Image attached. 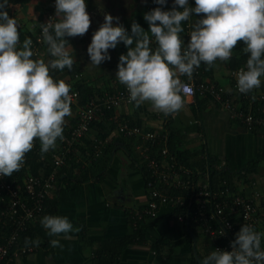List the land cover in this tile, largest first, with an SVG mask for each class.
Wrapping results in <instances>:
<instances>
[{
	"label": "clouds",
	"instance_id": "obj_1",
	"mask_svg": "<svg viewBox=\"0 0 264 264\" xmlns=\"http://www.w3.org/2000/svg\"><path fill=\"white\" fill-rule=\"evenodd\" d=\"M154 2L164 6L167 0ZM9 5V0H0V177L8 178L22 168L34 140L40 141L43 155L64 139L65 117L71 115V86L50 73L72 69L76 60L68 38L84 36L91 24L85 0H55V16L40 24L49 58H33L30 37L34 32L21 42L18 21L7 11ZM193 14L200 18L190 22ZM143 19L147 31L133 20L129 32L119 17L105 14L87 47L91 64L98 67L111 60L110 49L124 44L127 52L119 56L116 79L136 107L150 102L165 116L179 113L190 91L180 77L191 78L202 63L211 68L217 60H230L240 41L248 58L236 74V87L242 94L261 87L264 0H195V7L189 0H174L170 10L156 7ZM185 25L190 36L187 45L181 36ZM40 224L49 237H57L50 240L53 248H63L61 235L71 239L69 233L81 231L62 215H44ZM235 237L231 251L214 249L201 264H264V232L243 224ZM39 244V239L25 238L26 247Z\"/></svg>",
	"mask_w": 264,
	"mask_h": 264
},
{
	"label": "crops",
	"instance_id": "obj_2",
	"mask_svg": "<svg viewBox=\"0 0 264 264\" xmlns=\"http://www.w3.org/2000/svg\"><path fill=\"white\" fill-rule=\"evenodd\" d=\"M37 3L41 6H37ZM85 3L91 20L90 28L82 37L68 38L76 60L72 67L74 72L72 75L68 74L65 68L62 72L56 70L55 76L72 84L75 82L86 84L99 94L101 90L109 91L122 85L116 79V72L119 56L126 54L127 48L121 42L116 49L109 50L111 60L96 67L91 64L87 53L92 34L103 23L105 14L119 17V23L129 32L133 20L147 31L149 26L143 16L152 10L153 0H85ZM173 3L174 0H171V4L167 3L164 10H170ZM9 7L13 17L18 21L20 37L25 39L32 36V32L36 29V22L44 13L46 0H31L23 5ZM135 10L137 12L133 14ZM25 24L28 25L29 30ZM187 41L188 39L185 44ZM243 47V41L238 42L230 60L226 62L217 60L214 66L206 71L198 70L201 79L221 85L226 91L231 90L232 83L228 71L232 68L231 62L235 63L239 60ZM41 58L45 60L49 58L46 47ZM180 78L195 81L194 76L189 78L185 75ZM261 80L264 81V77H261ZM254 90L258 91L260 88ZM183 98L184 107L179 113L173 114L171 125L177 132L181 142L179 146L184 152L186 162L194 164L195 169L205 172L208 166L215 169L229 167L231 172H234L264 152V133L247 130L237 119H232L226 109L210 100L185 96ZM116 113H126L134 122L138 119L139 123H145L147 127H158L164 122L165 117L163 113L153 109L150 102L139 107L134 103L120 107ZM72 114L71 111V115L65 117V125L70 126V119L74 115ZM108 137H111V134ZM115 142L118 144V150L101 180L97 181L94 178L81 183L64 182L62 189L53 194L58 198L56 215L68 217L74 227H79L81 231L69 233L71 239H64L61 235L59 239L63 245L62 249L53 248L48 244L46 248H38L30 254L19 257L15 264H193L191 250L195 252L197 249L200 255H205L209 250L207 241L192 235L190 239L187 238L182 230L172 223L171 216L153 225L147 235L151 241L160 238L168 241L169 245L165 244L163 247L165 256L152 251L149 244L144 246V244L130 243L111 250L113 241L128 230L125 208L145 199L144 179L137 169L129 165L126 155L127 144L122 139ZM199 145H202L201 150ZM75 163L80 164V161ZM257 166H260V169L252 177L255 178L254 176L257 175L260 181L258 188L264 193L262 184L264 177L260 174L264 172V160H260ZM202 167L205 169H201ZM39 172L43 170L39 168ZM231 172L228 170V173ZM166 209L168 208L163 207L160 212ZM56 238L51 237V239ZM108 239H110L107 243L108 248L104 252H98L97 249L101 247L102 242Z\"/></svg>",
	"mask_w": 264,
	"mask_h": 264
},
{
	"label": "built area",
	"instance_id": "obj_3",
	"mask_svg": "<svg viewBox=\"0 0 264 264\" xmlns=\"http://www.w3.org/2000/svg\"><path fill=\"white\" fill-rule=\"evenodd\" d=\"M9 15L13 16L12 13ZM54 16L55 0H46L44 13L36 22V29L30 37L35 53L33 58H41L46 47L41 40L40 24ZM187 32L188 26L185 25L182 38L186 36L189 41ZM244 67L229 69L228 75L232 83L229 91L211 81L196 83L191 79L182 80L190 88L184 96L194 97L196 93L200 96L209 93L230 113L232 119H237L247 130L264 132V91L260 89L242 94L236 87V74ZM66 83L71 84L69 81ZM70 95L72 104L77 105L79 92L71 89ZM128 95L126 87L122 85L112 91L105 90L101 96H90L86 104L77 105L75 124L70 128L69 135L59 141L51 154L53 167L48 175H35L26 171L21 181L15 177H0V264H11L14 259L38 249L31 245H21L19 239L29 223L43 211L45 199L55 192V171L72 154L76 156V162L81 161L79 144L91 131L92 123L104 116L106 110L116 111L120 107L133 104L129 102ZM234 99L241 106L235 107ZM122 114L120 116L119 113H113L109 119L116 123L117 132L141 141L135 145L137 157H141L142 162H147L153 177L146 181L143 204L135 207L131 213L134 222L143 217H156L163 207L173 210L179 206L180 212L177 216H171L172 223L189 225V229L195 233H191L193 237H201L207 241L209 254L214 249L231 251L230 244L243 224L252 225L257 231L264 232V208L261 205L264 193L258 188L255 178L229 173L226 177L219 174L217 179L212 180L209 166L205 172L198 171L169 151L166 146L167 133L162 123L158 127L144 130L130 125L125 119L126 113ZM93 141L94 152L83 162L85 165L101 155L103 144L107 140ZM172 190H175L174 194L169 193Z\"/></svg>",
	"mask_w": 264,
	"mask_h": 264
},
{
	"label": "trees",
	"instance_id": "obj_4",
	"mask_svg": "<svg viewBox=\"0 0 264 264\" xmlns=\"http://www.w3.org/2000/svg\"><path fill=\"white\" fill-rule=\"evenodd\" d=\"M31 0H9V6L12 5V7L16 6V5H23L26 4L27 2H29ZM167 3L171 4V0H167ZM166 3V4H167ZM15 4V5H14ZM37 6H41L39 5V3H37ZM189 5L192 7H195V0H190L189 1ZM156 7H162L163 10L166 8L165 5L161 6L158 5L154 2L151 5V9H154ZM45 9V8H44ZM182 10V9H181ZM8 13H12L10 10V7L7 9ZM42 17V14L40 16V18ZM199 17L196 16L195 14H193L192 18H191V22H194L195 19H198ZM21 33V32H20ZM181 36H183V33L181 34ZM21 42L24 40L20 37ZM184 43L186 41V38H183ZM247 54L244 53L243 51H241V56L239 58L238 61H232L231 62V67L233 68H237L239 66H246V61H247ZM201 69L203 71H206L208 68L202 63L201 66L196 69L193 73L192 76L195 77V82L196 83H200L202 81H204L203 79H201V74H199V71H201ZM199 70V71H198ZM74 71L67 69V73L68 74H73ZM56 71L51 72L50 74L55 78V79H59L58 77H56ZM186 80V79H185ZM71 89L77 90L79 92V97H78V104L77 105H84L86 104V102L88 101L90 96H96V95H100L104 92L101 90V92L95 93L94 90H91V88L89 86H87L86 84H82L80 82H75L74 84H70ZM121 88L122 85L120 86H116V88ZM261 90L264 91V81H262ZM113 90V89H112ZM109 90V91H112ZM225 95H228L227 93ZM195 98H200V99H204L205 101H211L214 104H217L218 106L221 107V104L215 100L211 94L209 93H205L204 95L200 96L198 93L195 94L194 96ZM203 97V98H202ZM233 104L235 105V107H237V105H240V102L236 99H234ZM264 104V102H263ZM77 105H73L71 104V111L73 116L71 117V124L70 126L64 125V132H63V136H67L69 135V131L70 128L75 124V120H76V110H77ZM238 106V107H240ZM243 108V107H242ZM117 110V109H116ZM104 116H100L99 119L95 120L92 125H91V130L89 132V134L87 136H85L82 140V143L79 144V152H80V156H81V161L80 164L75 163L74 159L76 158V156L71 155L69 161L65 162V164H63L58 170L55 171V178H56V189H55V194L56 191H60L62 189V185L64 182L66 183H81V182H85L88 181L90 179H94L99 181L102 179L103 175L105 174V171L108 169V167L111 164V160L113 155L117 152L118 148V144L115 142L117 140H124V142L127 144V149H126V155H127V159L130 162V167H133L134 169H137L141 174L142 177L144 179V188H145V184L146 181L151 180L152 174H151V169L147 166V162H142L141 157H137L138 156V152L135 149V145L136 143H141L140 140H134L131 139L129 137L124 136L122 133L117 132L116 130V123H114L111 119H109L113 113H116V111H114V109L111 110H106ZM121 116V113H119ZM124 114V113H123ZM122 114V115H123ZM126 116V120L128 121V123L130 125H136L141 127L144 130L150 129L152 127H147L145 125V123H139L138 119L137 122H134L132 117H128L127 114ZM165 116V115H164ZM172 119H173V114L172 115H168L164 117V122L162 123L163 129L164 131H166L167 133V139H166V146L168 147L169 151H171L172 153H175L178 158H181L184 160V162L190 166V167H194V164L191 163H187L185 160V156H184V152L183 150L180 148V141L177 137V132L172 128ZM115 131V133L113 134V132ZM253 131H257V130H253ZM264 133V132H262ZM111 134V137H108ZM94 139H101V140H107L106 143L103 144V148H102V153L100 156H98L96 158V160L91 161L88 164H84L83 162L85 160H87L89 157H91L93 155L94 152ZM59 139L57 140V144L59 143ZM55 151L54 150H50L49 152L45 153V154H41L40 151V141L38 139L34 140V146L33 149L26 153L25 155V160L23 163V167L17 171L14 172L12 174L11 177L9 178H17L21 181L22 177L24 176L25 172L27 170H29L31 173L35 174V175H48L49 172L52 171V156L51 154ZM210 159V157H209ZM260 160H264V152L259 155L257 158H255L254 160H252L251 162H249L248 164L243 165L242 167H240V169H238L237 171L231 172V170L229 169V167H225L226 169H215V168H210V178L212 180H214V177H216L220 174V176H227L228 170L233 174H237L238 176H251L254 175L256 172V167L257 164L259 163ZM211 162V160H209ZM197 164V163H196ZM39 168H41L43 170V172H39ZM201 169H205L204 167H202ZM16 174V175H15ZM99 179V180H98ZM170 194H174L175 190H172L169 192ZM54 194V193H53ZM146 195V194H145ZM57 204H58V198L56 197V195H52L51 197L45 199L44 202V208L43 211L41 212V214L33 220V222H30L26 231L24 233L21 234L20 239H19V243L21 245H25V238H30L32 240H36L39 239L40 240V244L39 246H35L37 248H46L48 246V244H50V240L51 237H49L47 235V231L42 227V225L40 224V220L44 215H56L57 213ZM143 204V202H139L136 205H131L128 206L127 208H125V213L126 216L128 218V230L125 234L119 236L116 240L113 241L112 244V249L114 250L117 246H126L127 244H138V245H147L149 244L150 248L152 251H155V253H157L158 255L160 254V256H165V252L163 248L165 246V244H168V241L165 240V238H160L154 241H151L148 239L147 235H148V230L155 225L157 222L161 221V219L166 218V217H170V216H177V214L180 212L179 211V206L175 209H171L168 208L166 209L164 212H160L156 217H143L142 219H138L136 220V222H134L131 218V213L134 210L135 207L137 206H141ZM261 205L264 208V198L261 201ZM175 225L177 228H180L182 230V232L186 235L187 238L190 239V235L191 233L195 234L193 230H190L191 227L189 225H185V224H180L179 222H175ZM190 228V229H189ZM8 231V228L6 227V232ZM192 237V236H191ZM112 239V238H110ZM104 240L102 242L101 247H99L97 249L98 252L101 253L104 252L106 250V248H108L107 243L110 240ZM149 241V242H148ZM169 245V244H168ZM32 246V245H31ZM208 249V247H207ZM191 259L193 260V264H201V261L204 257H206L209 253L208 251L205 253V255H200V253H198L197 249L196 251H192L191 250ZM21 257V256H20ZM18 258L14 259L13 262L11 264H15V262L17 261Z\"/></svg>",
	"mask_w": 264,
	"mask_h": 264
},
{
	"label": "rangeland",
	"instance_id": "obj_5",
	"mask_svg": "<svg viewBox=\"0 0 264 264\" xmlns=\"http://www.w3.org/2000/svg\"><path fill=\"white\" fill-rule=\"evenodd\" d=\"M114 1V0H113ZM34 2V1H33ZM137 12V10H135V11H133V14L134 13H136ZM10 16V15H9ZM13 17V16H12ZM24 26V25H23ZM25 26H26V28H27V30H29V28H28V25L27 24H25ZM201 148H202V145H199V150H201ZM257 169H256V171H257V173H258V169H260V166L258 167H256ZM234 169H236L235 167H234ZM261 174V177H264V172H261L260 173ZM257 176V175H256ZM256 176H254L255 177V179L258 181V179H257V177ZM258 182H260V181H258ZM262 184L264 185V182H262Z\"/></svg>",
	"mask_w": 264,
	"mask_h": 264
}]
</instances>
